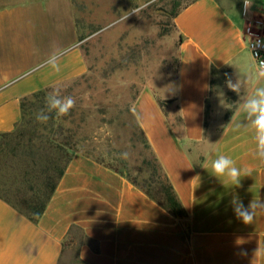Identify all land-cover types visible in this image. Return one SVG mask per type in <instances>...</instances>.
<instances>
[{"label": "crops", "instance_id": "crops-1", "mask_svg": "<svg viewBox=\"0 0 264 264\" xmlns=\"http://www.w3.org/2000/svg\"><path fill=\"white\" fill-rule=\"evenodd\" d=\"M175 26L182 36L176 93L162 106L143 89L133 113L187 219L167 212L125 175L74 153L37 223L0 198V264H63L73 227L94 241L78 249L85 264H264V255H255L264 249V212L245 225L231 204L234 195L245 207L264 199V162L254 157L253 132L238 112L253 89L264 86L255 77L246 21L217 0H196ZM256 26L264 27V12ZM79 39L73 0H16L0 8V133L14 131L25 97L87 73ZM55 62L59 71L50 66ZM227 78L238 83L237 92ZM221 154L252 169L241 187L201 166Z\"/></svg>", "mask_w": 264, "mask_h": 264}, {"label": "rangeland", "instance_id": "rangeland-1", "mask_svg": "<svg viewBox=\"0 0 264 264\" xmlns=\"http://www.w3.org/2000/svg\"><path fill=\"white\" fill-rule=\"evenodd\" d=\"M194 0H149L139 15L123 22L120 17L138 0H73L79 45L88 62L87 73L57 86L53 95L72 96L76 106L70 114L55 120L65 135H73L79 153L89 155L118 169L127 176L139 177L145 160H153L136 125L133 104L143 89H150L164 101L177 90L180 36L172 14ZM227 11L246 21V33L261 34L256 26L264 12V0H253L247 14L243 0H217ZM16 0H0V8ZM236 96H230L233 103ZM175 119L178 115L173 114ZM127 152L125 160L121 154ZM16 175L17 161L5 162ZM5 167V166H4ZM5 170V169H4ZM11 192L22 190L13 176L0 177ZM76 248H70L63 264H76Z\"/></svg>", "mask_w": 264, "mask_h": 264}, {"label": "trees", "instance_id": "trees-1", "mask_svg": "<svg viewBox=\"0 0 264 264\" xmlns=\"http://www.w3.org/2000/svg\"><path fill=\"white\" fill-rule=\"evenodd\" d=\"M183 9L174 11L172 14L174 22ZM181 39L182 36H180V42ZM215 72L216 70L213 69V74ZM55 88L39 91L25 97L21 103V120L14 131L0 133V177L13 176L14 183L19 184L20 188L25 190L24 193L22 190L12 192V196L11 191L6 189L8 188L7 185L0 181V198L34 223H37L44 214L59 181L65 174L72 155L79 153V150L76 149L75 137L69 134L65 135L66 131L69 133L70 130L65 131L62 126L54 129L55 120L58 118L54 110L49 111L47 98L54 96L53 90ZM159 102L164 106V101L159 100ZM37 114L47 116V122L38 121L36 119ZM208 114L209 106L207 105ZM231 114L232 108L227 112V120ZM178 121L181 123V118ZM136 125L143 136L146 148L153 157V160L143 162L140 174L144 173L145 178L142 181L139 177L127 176L103 161L94 159L125 175L133 185L173 216L187 219V211L170 179L155 156L138 122ZM9 159L18 162L19 170L16 175L8 172L11 168H7L8 165L5 162ZM84 244L94 246V241L81 228L73 227L67 235L64 248H76V264H85L77 253Z\"/></svg>", "mask_w": 264, "mask_h": 264}, {"label": "clouds", "instance_id": "clouds-1", "mask_svg": "<svg viewBox=\"0 0 264 264\" xmlns=\"http://www.w3.org/2000/svg\"><path fill=\"white\" fill-rule=\"evenodd\" d=\"M151 2V0H150ZM149 0H138L134 7L124 12L120 19L125 22L129 16H139L148 6ZM253 4V0H243V10L245 14L249 12ZM256 47H264V45L257 44ZM264 63V61H260ZM50 66L59 71V63H51ZM257 69L259 64L256 65ZM227 77V74H225ZM257 84L264 81V74L258 70L255 72ZM227 87L237 92L239 90L238 83H233L230 78L226 79ZM49 111H55L57 118L65 117L70 114L71 110L76 106V99L72 96L61 97L59 95L50 96L47 98ZM239 113H243L244 118L249 122L245 127L253 132L255 148L253 155L258 158L260 162H264V86H257L253 89L252 93L247 96L244 102L239 106ZM36 119L42 123L47 122V116L37 114ZM236 122V116L233 117L231 127ZM239 128L240 125L236 124ZM128 153L124 152L121 157L125 160L128 159ZM204 169H211V174L220 179L224 184L230 185L234 188L241 187V179L245 176H251L252 169L248 166L237 167L236 162L227 155H218L215 159L209 157L201 165ZM233 205V212L236 218L245 225L252 224L256 218L258 211L264 212V199L252 200L247 207L240 200L238 195H234L231 201ZM255 255H264V249L258 248Z\"/></svg>", "mask_w": 264, "mask_h": 264}, {"label": "built area", "instance_id": "built-area-1", "mask_svg": "<svg viewBox=\"0 0 264 264\" xmlns=\"http://www.w3.org/2000/svg\"><path fill=\"white\" fill-rule=\"evenodd\" d=\"M251 29V27L248 29V34L251 36L249 40V49L256 65L259 64V68L257 70L261 74H264V63H260V61H264V47H256L257 44L264 45V34L261 35L253 33ZM261 29L264 33V27H261Z\"/></svg>", "mask_w": 264, "mask_h": 264}]
</instances>
